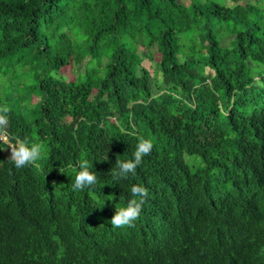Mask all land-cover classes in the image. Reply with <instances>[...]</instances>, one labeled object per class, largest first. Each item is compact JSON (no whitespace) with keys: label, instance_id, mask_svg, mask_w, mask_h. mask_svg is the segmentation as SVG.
<instances>
[{"label":"trees","instance_id":"obj_1","mask_svg":"<svg viewBox=\"0 0 264 264\" xmlns=\"http://www.w3.org/2000/svg\"><path fill=\"white\" fill-rule=\"evenodd\" d=\"M2 106L42 156L0 143V264H264V0H0Z\"/></svg>","mask_w":264,"mask_h":264},{"label":"clouds","instance_id":"obj_2","mask_svg":"<svg viewBox=\"0 0 264 264\" xmlns=\"http://www.w3.org/2000/svg\"><path fill=\"white\" fill-rule=\"evenodd\" d=\"M9 108L7 106L0 107V143L10 148V156L8 158L16 168H23L29 165H35L42 156V145L40 143H29L27 138L19 136L10 138L7 132L9 119ZM14 140V142H13ZM153 142L150 138L144 136L138 137V143L133 153L134 159L120 160L117 158L115 168L111 169V174L117 178H127L129 173H136L137 167L141 165L143 158L151 153ZM78 171L73 167L75 173L74 190H83L91 187L97 182V176L90 171L91 165L86 159L77 162ZM61 173H65L63 169H59ZM55 181L53 185L55 186ZM131 199L128 200L126 206L116 205L115 214L111 217L110 223L113 228L134 227L135 221L140 217L142 205L148 196V189L141 184H135L130 189Z\"/></svg>","mask_w":264,"mask_h":264},{"label":"rangeland","instance_id":"obj_3","mask_svg":"<svg viewBox=\"0 0 264 264\" xmlns=\"http://www.w3.org/2000/svg\"><path fill=\"white\" fill-rule=\"evenodd\" d=\"M227 4H233L234 3V0H225ZM85 62L83 63H80L77 65V68L81 69V70H84L85 69ZM150 66L153 67L155 64L153 62H149ZM64 72H65V75L67 77H74V73H78V70L76 68L73 67V65L71 64H67L64 68ZM9 151H10V148H9Z\"/></svg>","mask_w":264,"mask_h":264}]
</instances>
